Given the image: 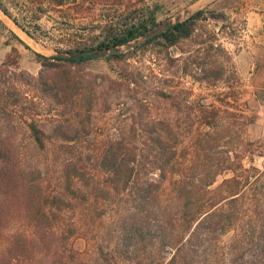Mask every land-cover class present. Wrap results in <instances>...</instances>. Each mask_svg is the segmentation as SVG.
I'll return each instance as SVG.
<instances>
[{
    "label": "rangeland",
    "instance_id": "374dc122",
    "mask_svg": "<svg viewBox=\"0 0 264 264\" xmlns=\"http://www.w3.org/2000/svg\"><path fill=\"white\" fill-rule=\"evenodd\" d=\"M3 1L39 38L33 39V48L27 49L10 35L8 27L0 31V65L9 62L3 79L10 82L17 80L13 74L17 70L33 76L38 73L40 64L35 51L51 56L56 53L54 47L91 42L100 26L112 16L147 7L155 11L157 24L148 31L153 32L162 31L196 10H205L206 19L199 22L195 37L178 46L168 49L159 45L141 46L145 41L140 36L117 47L119 53L130 52L124 59L101 56L78 64L84 83L95 88L97 103L91 119L86 121L88 144L72 147V152L94 156L106 139L125 136L131 122L161 120L166 128L163 131L175 134L186 153L199 152L194 175L202 174L204 168L210 171L223 168L206 187L209 192H215L224 179L232 176V171L226 169L229 164L237 170L240 183L248 176L250 182L242 188L246 193L238 204L239 216L247 220L252 190H256L259 214L264 218V72L257 68H264V59L257 57L264 52V45L259 42L262 47H258L256 36L247 28V8L262 0H95L71 1L58 7L35 0ZM2 20L12 26L0 11V22L4 23ZM134 43L138 44L130 46ZM195 56L205 57L212 68L221 69L222 78L198 80L193 75H199L193 62ZM124 78L130 81L129 89ZM109 80L117 83L111 85ZM21 88L29 96L32 94ZM38 112L40 117L45 116L43 108ZM2 117V124H6L4 134L11 137L12 147L24 160L23 166L31 169L38 164L50 175V188L53 187L56 166L44 159L48 161L43 167L39 160L40 155L50 157L59 148L48 144L44 153L40 152L20 125L25 116L8 112ZM207 120L212 121V126ZM183 149L178 147V153ZM206 150L209 155H205ZM85 166L90 178L95 172L89 163ZM251 167L258 171L249 170ZM166 186L167 182L160 187L157 204L172 202ZM226 188L223 186L213 195L218 197ZM83 189L88 191V199L60 218L67 224L66 232L71 233L67 239L59 240L52 231L37 232L24 211L4 210L0 213V249L15 235L31 241L32 253L25 264H118L117 254L111 250L118 226L117 206L109 202L111 197L102 195L101 188L96 190L97 196L95 191L89 194L86 186ZM202 192L206 196L212 194ZM121 210L125 211V206L121 205ZM234 233L229 230L223 234L221 244L226 246ZM103 256L108 262L103 261ZM224 256L228 257L227 253Z\"/></svg>",
    "mask_w": 264,
    "mask_h": 264
},
{
    "label": "trees",
    "instance_id": "16d2710c",
    "mask_svg": "<svg viewBox=\"0 0 264 264\" xmlns=\"http://www.w3.org/2000/svg\"><path fill=\"white\" fill-rule=\"evenodd\" d=\"M35 1L58 7L71 1L95 0ZM0 11L29 37L39 40L3 0H0ZM113 17L100 26L91 42L66 48L57 46L54 50L86 52L126 45L157 24L155 11L147 7ZM205 19V10H196L148 38L141 46L159 45L164 49L178 46L195 37L199 22ZM7 29L0 22V31ZM10 35L30 49L15 33L11 31ZM34 55L40 64L35 76L17 70L13 73L17 80L10 82L3 79L9 62L0 65V213L24 211L37 232L52 231L59 240H65L71 233L65 230L67 224L60 219L62 214L88 199V191L83 186L90 189L89 194L95 191V196L101 188L102 195L111 197L109 202L117 206L118 226L111 250L117 254L118 264H264V218L259 214L258 191L252 190L247 220L238 213V204L246 193L242 188L250 182L248 176L240 183L237 170L229 164L226 169L232 171V176L224 179L215 192H209L206 187L223 168L215 171L204 168L202 174L194 175L199 152L188 150L186 153L175 134L164 132L163 122L154 119L131 122L125 136L106 139L94 156L72 152V147L88 144L86 121L91 119L97 103L95 88L84 83L78 67L88 59L48 56L36 51ZM129 55V51L109 54L105 59L120 60ZM193 62L199 73L193 75L198 80L222 78L221 69L212 68L205 57L195 56ZM109 81L111 85L117 83ZM125 83L129 89L130 81ZM21 87L32 94L29 96ZM42 108L43 118L38 112ZM8 112L25 116L20 125L40 152L44 153L48 144L59 148L50 157L40 155L39 160L43 167L48 160L56 166L53 187L50 188V175L38 164L31 169L23 166L24 160L12 147L11 137L4 134L6 124H2V116ZM205 122L212 126V121ZM178 147L184 151L178 153ZM204 153L209 155L207 150ZM85 163L95 172L90 178ZM251 169L258 171L255 167ZM165 182L173 204L155 202ZM223 186L227 187L224 193L215 197L213 193ZM202 191L212 194L206 196ZM229 230L235 233L225 246L221 244V237ZM30 242L14 235L0 249V264H25L32 253ZM226 253L228 257H223ZM103 261L108 262L104 256Z\"/></svg>",
    "mask_w": 264,
    "mask_h": 264
},
{
    "label": "crops",
    "instance_id": "0c3cea01",
    "mask_svg": "<svg viewBox=\"0 0 264 264\" xmlns=\"http://www.w3.org/2000/svg\"><path fill=\"white\" fill-rule=\"evenodd\" d=\"M247 12H249V17H247L248 19L247 28L250 30V32L254 33V36H256L254 37L255 39L254 41L258 43V47H262L259 45V42L264 45V37H263V34H264V0H262L261 3H256L254 6H250L249 8H247ZM9 20L12 26H9L4 20L2 21L7 25L10 31L15 33L24 43H26L29 46V48H33L32 46L33 39L29 37L24 31H22L18 26H16L10 18ZM257 57L258 58L262 57L264 59V52H262L261 54H258ZM257 68H258V71L264 72L263 67L262 69L259 67Z\"/></svg>",
    "mask_w": 264,
    "mask_h": 264
},
{
    "label": "water",
    "instance_id": "95a60500",
    "mask_svg": "<svg viewBox=\"0 0 264 264\" xmlns=\"http://www.w3.org/2000/svg\"><path fill=\"white\" fill-rule=\"evenodd\" d=\"M169 26L170 25L164 27L163 30H165ZM160 32L161 31H159V30H155L153 32L152 31L151 32H147L146 34L143 35L144 36V41H146L150 37H153V36L157 35ZM138 43H136V44H138ZM136 44L135 43L134 44H130V46H134ZM117 53H119L118 48L117 47H112V48H109V49L103 48V49H98V50L97 49L96 50H90V51H86V52L58 51L53 56L62 57V58H72V59H93L95 57L107 56L109 54H117Z\"/></svg>",
    "mask_w": 264,
    "mask_h": 264
}]
</instances>
